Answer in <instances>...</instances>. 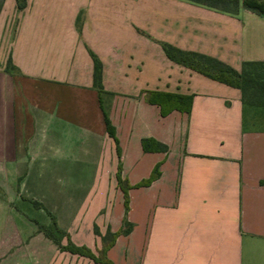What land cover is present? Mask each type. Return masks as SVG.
I'll list each match as a JSON object with an SVG mask.
<instances>
[{
  "label": "crops",
  "instance_id": "1",
  "mask_svg": "<svg viewBox=\"0 0 264 264\" xmlns=\"http://www.w3.org/2000/svg\"><path fill=\"white\" fill-rule=\"evenodd\" d=\"M26 2L19 12L6 0L0 16V264H96L39 227L54 219L62 246L69 238L96 253L95 227L105 236L123 225L119 164L131 186L159 164L161 177L130 191L134 227L109 251L114 264H264V108L162 47L241 72L264 62V18L182 0ZM91 52L103 64L102 100ZM147 92L193 96L191 113L164 118ZM145 139L168 152H144Z\"/></svg>",
  "mask_w": 264,
  "mask_h": 264
},
{
  "label": "trees",
  "instance_id": "2",
  "mask_svg": "<svg viewBox=\"0 0 264 264\" xmlns=\"http://www.w3.org/2000/svg\"><path fill=\"white\" fill-rule=\"evenodd\" d=\"M6 0H0V16L3 11ZM196 6L204 7L230 16H239L242 11H248L264 18V0H182ZM18 11H23L27 7L26 0H16ZM80 18L77 23V29L82 31ZM166 56L174 63L193 70L206 78L231 88L240 90L242 93L243 104L254 108H264V75H259V70L264 71V62H247L243 64L241 72L236 71L232 67L222 63L219 60L207 57L205 55L184 52L168 44H162ZM94 62V88L98 92L101 100L106 94L103 87V64L100 59L91 52ZM16 71L12 61L9 60L7 72L14 74ZM146 100L149 104L156 105L161 110L162 117H167L173 112H181L190 114L193 105V96H184L180 94L164 93V92H147ZM105 125L108 135L115 141L117 146V154L121 157V149L119 141L116 137L110 118L106 111L104 112ZM144 152L146 153H167L168 147L157 142L154 139H145L142 141ZM161 164L157 165L151 176L136 186L122 177V165L119 164L117 172L118 187L124 195L125 217L121 229L115 233L110 230L105 236H102L99 229L95 227V235L101 238V248L97 252H93L88 247H78L68 238V244L62 246L60 239L66 237V234L59 229L55 220L51 227L40 226L39 230L49 239H51L61 251L68 252L72 255L87 258L96 264H114L108 258L109 251L115 246L117 240L121 236H128L133 230V224L127 219L130 209V191L132 189L150 187L155 181L161 177ZM37 208L43 206L34 203Z\"/></svg>",
  "mask_w": 264,
  "mask_h": 264
},
{
  "label": "rangeland",
  "instance_id": "3",
  "mask_svg": "<svg viewBox=\"0 0 264 264\" xmlns=\"http://www.w3.org/2000/svg\"><path fill=\"white\" fill-rule=\"evenodd\" d=\"M5 3H6V1H5ZM18 18H16L15 20H14V22H13V31L16 29V27H17V24H18ZM259 75H261V76H263L264 75V71H262V70H259ZM264 77V76H263ZM68 244V243H67Z\"/></svg>",
  "mask_w": 264,
  "mask_h": 264
}]
</instances>
